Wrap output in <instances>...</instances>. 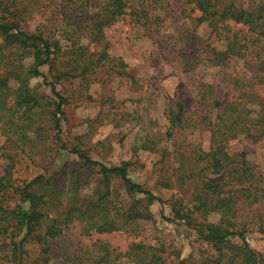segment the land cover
<instances>
[{
	"label": "rangeland",
	"instance_id": "1",
	"mask_svg": "<svg viewBox=\"0 0 264 264\" xmlns=\"http://www.w3.org/2000/svg\"><path fill=\"white\" fill-rule=\"evenodd\" d=\"M213 3L221 12L236 6L252 8L255 0H213ZM33 5L29 6L22 25L28 33H36L46 17L50 20L47 31L61 33L65 27L61 21L68 23L69 18L77 16L73 3L68 0ZM129 5L137 8L141 23L136 24L137 17L130 14L135 10L128 8L129 14L104 28L105 37L96 46L91 43L89 47L96 51L105 49L108 57L120 60L123 67H115V63L107 67L99 65L83 77L56 81L48 66H43L40 72L46 81L42 77L29 81L38 101L36 113L32 115L31 128L19 137L21 149H16L0 131V177L9 164L5 156L8 155L14 160V169L10 170L14 187H23L38 177L48 180L47 186L58 198L56 208L49 209L51 217L59 218L62 230L53 246L58 259L81 256L84 250H94L93 245L101 242L111 254L110 260L101 264H130L120 254L141 242L153 247L146 251L161 255L164 264H254V253L264 258V207L261 205L264 201L261 198L264 194V39L248 33L246 26L227 21L226 28L231 34L248 41L247 52L238 56V46L227 41L228 35L223 30L214 31L208 23L197 22L200 14L192 10L188 0H129ZM88 12L90 16L92 10ZM87 24L91 25L87 22L83 27ZM80 34L85 36L83 30ZM89 40L82 38L81 43L86 46ZM0 55L4 58L0 64L3 78L15 61L2 40ZM30 62L27 59L23 64L28 66ZM118 71L126 72L129 77L119 75ZM46 82L54 84L66 99L62 107L60 142L56 140L51 121L57 101ZM9 85L16 87L14 81ZM201 85L209 86L204 102L199 96ZM215 101L228 105L229 111L233 108L246 112V123L253 125V136L230 134L220 140L226 157L221 171L215 169L218 171L215 172L211 163L198 169V164L196 174L200 177L188 180L189 173L180 169L177 152L185 155L195 149L210 152V122L214 123L219 116L218 109L213 107ZM174 102L183 104L187 122L185 129L175 130L173 138H168L169 124L164 109ZM16 115L12 118L22 122ZM23 121L26 128L29 122L26 117ZM146 135L153 138L157 148H166L172 155L162 160L160 153L141 149V140ZM72 148L82 150L92 160L108 167L129 162L132 181L161 198L165 205L156 202L149 205L144 200L138 204L141 198L128 195L115 177L110 179V196L101 199L106 191L103 178L98 170L82 166L70 152ZM205 177L223 181L225 199L234 196L235 228L244 230V240L233 239L223 252L205 243L200 234L201 224L219 223L221 219L218 213L200 211L197 198L211 195L202 189ZM8 190L12 194L13 188ZM18 196L8 198L11 207ZM99 200L104 201L105 212L111 220L123 229L84 233L75 217H67L72 208L85 203L84 209ZM133 202L137 205L131 211ZM23 207L28 209L29 205L23 204ZM176 211L191 218L178 222ZM12 231L10 227L9 234ZM21 238L22 235L15 240ZM5 239L9 244L8 237ZM245 247L252 253L250 258L249 252H242ZM95 250L96 254L103 255L99 248ZM40 252L41 248L36 246L29 253L33 256ZM84 254V264H89L91 254ZM0 264L7 263L0 261Z\"/></svg>",
	"mask_w": 264,
	"mask_h": 264
},
{
	"label": "trees",
	"instance_id": "2",
	"mask_svg": "<svg viewBox=\"0 0 264 264\" xmlns=\"http://www.w3.org/2000/svg\"><path fill=\"white\" fill-rule=\"evenodd\" d=\"M43 1L48 0H0V40L5 43L15 61V65L11 66L12 68L5 77L0 76V131L16 149H21V146L18 145L19 137L21 133L31 128L32 115H35V109L38 105L37 97L32 94L29 81L39 77L46 81V78L40 72V68L48 66L49 73L54 75L56 81H60L64 78L83 77L88 71L98 68L99 65L107 67L109 63H115V67L116 65L123 67L120 60L109 58L105 49L96 51L94 48L89 49V47L94 43V46H96V43L105 37L104 28L112 22L127 16L129 14L128 8L135 10V12H130L131 15L138 16L137 8L135 9L132 5L128 6L129 0H68V2L73 3L75 7L73 12L77 13V16L69 18L68 23L61 21V25H65V27L59 26L62 27L59 31L61 33L54 34L55 32L52 30V33L47 31L50 27L48 17L45 19L46 25L45 23L41 24L36 33L24 31L22 25L24 16L30 11L29 6H31V3L39 6V3ZM188 2L192 6V10H196L200 14L197 22L199 24L208 23L214 31L223 30L222 33L228 35L226 36L227 41L231 42L233 46H238V56H243L247 52L248 41L245 37L240 38L238 34H231L226 28L228 26L227 21L246 26L248 33L253 34L258 39H264V0H255L252 8L236 6L233 9L225 8L221 12H219L218 6L213 3V0H188ZM89 9L92 10L90 16ZM136 19H138L136 24H140L139 17ZM87 22L91 25L87 24L86 27H83ZM82 30L85 36L80 34ZM76 34H78L77 37H75ZM82 38L90 39L86 46L81 43ZM68 42L71 43L69 47L66 46ZM230 45L228 43V47ZM3 59L0 55V64ZM27 59H30L31 62L28 66H25L23 63ZM116 73L128 76L126 72L118 71ZM13 81L16 84L15 88L9 85ZM46 83L57 101L56 110L51 121L56 131V140L60 142L61 117L64 115L62 107L66 104V99L56 90L54 84ZM208 94L209 86L201 85L199 96L202 102L207 100ZM213 107L218 109L219 116L214 123L210 122V136L212 139L210 152L205 153L200 149H195L190 155L177 152V156L181 159L180 169L189 173L188 180L200 177L199 174H196L198 164V169H201L202 166L206 168L211 163L214 171L215 169L221 171L226 157L219 144L220 140H224L230 134L243 135L246 138L253 136L251 130L253 125H247L246 112L233 108L229 111V106L223 105L219 101H215ZM5 113H8L9 117H6ZM16 113L18 115L17 120L20 119L22 122L15 121L12 118V115ZM164 116L169 124L166 137L173 138L175 130L185 129L187 118L182 103L169 104L164 109ZM25 117L29 122L26 128L23 121ZM203 122H206V119ZM204 129H207V126ZM14 138L16 139L14 140ZM141 141V149L160 153L162 160L172 155L166 148H157L158 144L149 135H146L144 140ZM70 152L81 161L82 166L98 170L103 178L102 183L106 190L101 199L106 200L110 196V179L115 177L122 182L128 195L132 198L134 196L141 198L138 204L144 200L149 205L155 202L165 205L161 198L132 181L129 177L128 169L131 165L129 162L108 167L99 161L92 160L82 150L72 148ZM5 156L9 164L4 175L0 177V261L7 264H84L86 259L82 257L85 252L88 255L91 254L92 257L90 263L88 262L89 264H101L109 261L110 251L101 242L93 245L94 250H84L81 256L78 257L70 256L63 259L55 257L53 252L54 241H56L62 230L59 228V218L51 217L49 209L56 208L57 194L47 186L48 180L43 177L35 178L23 187L11 185L13 174L10 170L14 169V160L11 156ZM202 182V189L207 190V193L211 195L197 198V202L202 209L200 211L203 214L208 212L218 213L221 219L219 223L205 222L201 224L200 234L205 243L212 244L217 250L223 252L226 246L229 247L230 241L233 239L244 240L243 228L241 230L235 228V214H237V211L233 207L234 196L228 197L229 200L225 199L222 180L216 181L206 178ZM8 189L12 190V194ZM10 195L18 196V200L11 202L13 203L12 207L8 199ZM261 198L264 199V194L261 195ZM4 200H7L8 204L7 202L4 204ZM101 201L103 200L93 204L89 203L84 209L85 203H82V207L69 210L67 217H75L82 224L84 233L90 231L105 233L123 229L111 220L110 215L105 212L104 201ZM133 203L131 211L137 205L135 202ZM23 204H28L29 208L25 209ZM261 205L264 207V201ZM175 213V220L178 222L191 218L189 214L179 211ZM3 223H7V226H2ZM10 227L13 231L9 234ZM21 235L20 241L15 240ZM6 237L9 239V244L5 243ZM36 246L41 248V252L31 256L29 252ZM6 248H11V250H6ZM96 248H99L103 255L101 253L96 254ZM152 248L141 242L134 243L120 255L129 260L130 264H164V262H161L163 259L161 255L149 254L146 251ZM242 252H249V258L252 256L247 247ZM254 264H264L262 255L254 253Z\"/></svg>",
	"mask_w": 264,
	"mask_h": 264
}]
</instances>
